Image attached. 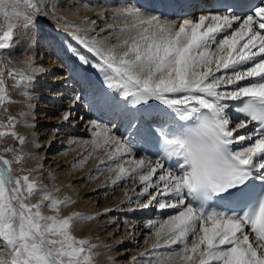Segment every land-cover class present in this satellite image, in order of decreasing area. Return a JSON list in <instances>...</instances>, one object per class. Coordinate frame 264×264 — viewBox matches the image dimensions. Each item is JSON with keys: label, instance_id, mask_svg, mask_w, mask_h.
<instances>
[{"label": "snow or ice", "instance_id": "obj_1", "mask_svg": "<svg viewBox=\"0 0 264 264\" xmlns=\"http://www.w3.org/2000/svg\"><path fill=\"white\" fill-rule=\"evenodd\" d=\"M57 8L55 0H0V264H96L109 247L75 233L112 209L65 215L75 201L38 181L42 165L27 167L36 157L26 147L41 145L18 128L36 127L30 101L38 76L51 71L36 63L48 20L57 27L46 47L63 45V32L83 50L66 48L102 77L89 107L111 117L88 122L92 138L71 167L95 156V174L109 173L113 190L141 186L135 199L126 193L128 205L172 210L148 222L154 242L131 264H264V0H121L97 19L78 9L79 24ZM84 99L55 101L67 105L59 124L83 119ZM151 101L166 110L149 111ZM12 106L21 110L13 115ZM124 227L135 230L127 219Z\"/></svg>", "mask_w": 264, "mask_h": 264}, {"label": "bare ground", "instance_id": "obj_2", "mask_svg": "<svg viewBox=\"0 0 264 264\" xmlns=\"http://www.w3.org/2000/svg\"><path fill=\"white\" fill-rule=\"evenodd\" d=\"M56 2V0H55ZM58 2V1H57ZM153 0H140V3L142 4H149L152 3ZM87 4V2L82 0H68L63 5L58 6L57 8V15L60 17H63L67 22L69 23H76L79 24L80 19L74 15V13L80 9L81 16L89 15V11H84L82 9V5ZM96 5V4H95ZM99 5V4H97ZM103 5V4H102ZM101 5V6H102ZM107 5V3H106ZM109 5V4H108ZM112 5V4H111ZM114 6H116L114 4ZM119 6V5H117ZM101 8H105L104 6ZM101 8H98L97 10H100ZM94 19V17H90ZM102 26V25H101ZM57 27V21L56 20H48L45 21L42 24V31H41V43L40 47L38 48V53H42L45 56V59H37L36 63L37 65H42L45 68H50L51 71L47 75L38 76L37 82L35 83L34 90L32 91V99L30 103L33 105L34 108V123L36 127L33 128H24L20 127V133L22 135H29L30 140L33 138V133H35V138L39 136V139H36L39 144L41 145L39 148H41L40 151H38L37 147H33L31 144L28 145V149L33 152L35 155L34 161L38 163V165H42V169H44L45 172H48L45 178H48L49 180V189H55V187H62L63 189L66 186L67 179H70V181L76 182L77 179L81 177L78 173L74 172V169L68 168V172L73 174L69 175L68 172L63 171H57L59 167H61V163L66 159L64 157V154L66 155L68 152L75 155L79 152H84L85 148L88 147L84 145L83 143H80L81 141H87L90 140L91 133L89 131V124L88 122L90 120L97 119L98 117L102 119L103 123H106L111 118L107 113L103 112V115H100V111L92 110L89 107V102L91 99V92L94 89H100L103 87V81L102 77H100L99 73L95 72L90 67H85L79 64V62L74 58L71 57L70 54L66 51L67 47H76L78 48V45L75 44V42L71 41L70 37L67 36L66 33H61V39L63 41V45L57 44L55 48L52 49H45L43 46V42L45 41V37L52 35L53 31L52 29H55ZM99 30V29H97ZM50 42V41H48ZM83 51L82 49H79ZM85 55L89 56V59L91 60L92 57L90 54L84 53ZM51 56L52 59L49 60L47 57ZM61 63L64 65V67H61ZM75 69V73L71 70ZM62 74V78L59 79H53V74ZM85 77H87V81L85 80ZM10 83V82H9ZM51 89H59L60 92L63 94V96L54 95ZM79 89V90H77ZM107 90V89H105ZM11 95L13 99L15 100H21L23 99L21 96L17 94L16 91L11 90ZM73 93H80L82 96L85 97V99L80 103L78 108L76 109V116L82 117L83 119H76L74 123L67 124V125H61L57 121L55 123L56 127L60 128L61 126H64V130L61 132H53V129L50 128L47 133H45L46 128L42 130L41 125L47 123V118H44L43 110L46 108V105H48L49 102L53 103L55 106H57L59 109L66 107L65 103H55V101L63 100L64 97L71 96ZM151 108L148 109L152 112H158L161 109H165V106L159 105V102L151 101L150 102ZM145 108H148V106H143ZM21 110L18 106H12L10 108V112L15 115L17 112ZM166 110V109H165ZM32 117H29V120H31ZM41 127V128H38ZM113 127L117 129V131L120 134H125V128L123 125L120 124V121L117 120L113 123ZM38 128V129H36ZM40 133H42V136H40ZM60 133V135L57 137L56 135ZM61 139L59 142L58 140ZM78 141V143L74 144V149H69V146L71 145L72 141ZM59 148H62L61 151L57 152ZM97 155H103V153H98ZM143 156V155H141ZM64 157V158H63ZM68 158V157H67ZM45 160L44 162H42ZM61 162V163H60ZM65 162V161H64ZM36 163V164H37ZM98 164V160L95 158L90 159V162L88 163V167L90 165ZM37 166V165H36ZM93 166V165H92ZM35 167V166H33ZM58 168V169H57ZM62 170V169H61ZM43 171V170H42ZM114 175V174H113ZM57 180V181H56ZM55 181V182H54ZM110 186L111 181L110 179L107 182ZM76 187V186H75ZM98 187V186H97ZM94 189V188H93ZM58 195V194H57ZM89 199V198H88ZM87 199V201H88ZM123 201H126L124 199ZM94 202V201H93ZM92 203V201H91ZM86 204V201H85ZM156 209L155 207H151L148 209V214L153 215L155 218L156 216H159L158 213L160 212L156 210V214L151 213L150 209ZM81 210V209H80ZM83 210V209H82ZM172 211V210H171ZM91 212V211H90ZM90 214H95L90 213ZM148 214L146 216H148ZM150 219H146L145 221L140 220V222H143L140 228L142 226L147 227L148 222ZM98 224V223H97ZM96 221H91L88 223H85L83 227H81L76 233L77 234H86L90 238L95 235V228H96ZM139 228V227H138ZM136 228L134 231H136V234H138L140 231H143L145 229L138 230ZM97 230V229H96ZM85 236V235H84ZM111 237V236H110ZM94 239V238H93ZM108 240V239H107ZM113 240V239H111ZM107 241L105 244H111L110 241ZM114 241V240H113ZM114 244V243H113ZM111 248V247H110ZM109 247L103 251L101 254V259L103 264H105L106 259L109 257H112L117 254V251H110ZM143 249V248H142ZM121 253V251H120ZM127 263V261H126ZM111 264V262H110ZM115 264L116 261H115Z\"/></svg>", "mask_w": 264, "mask_h": 264}, {"label": "rangeland", "instance_id": "obj_3", "mask_svg": "<svg viewBox=\"0 0 264 264\" xmlns=\"http://www.w3.org/2000/svg\"><path fill=\"white\" fill-rule=\"evenodd\" d=\"M66 1L68 0H56V3L58 4V6H61ZM82 1L87 2V4L91 6V8L95 9V11L88 12L90 17H94V19H97V16H96V11H98L97 6L98 8H101L103 6L113 7L114 4L117 6L121 2V0H82ZM99 23L100 22L98 21V24ZM49 43L50 42H48V40L45 39V41L43 42V46L45 47V49H47L46 45H48ZM68 54H70V56L73 57V55L70 52H68ZM58 109L59 108L51 102H49L48 105H46V108L40 109V110H43L44 118H47V121H46L47 123L41 125L42 130L46 128L45 133H47V131L50 128L53 129V126L56 127L55 123L58 121L56 117L59 115ZM41 127H38V128H41ZM64 128H65L64 126L60 125L59 129L63 131ZM60 130L59 132H61ZM18 131L20 132V128H18ZM56 133L57 132H55V134ZM59 135L60 133H58L56 136L58 137ZM40 136H42V133H40ZM26 137L30 140L29 135H26ZM35 139H39V136L36 137ZM58 141L60 142L61 139H59ZM70 147L71 149H74V144L71 143V145L69 146V149ZM61 149L62 148H59L57 152L61 151ZM25 150L33 154V152L28 149V146L26 147ZM37 150L40 151L41 148H38ZM82 153L83 151L82 152L78 151V153L75 155L69 152L66 155L64 154V157H66V159L64 160L65 162L64 161L63 163L60 162L63 165H61L59 169L57 168L58 169L57 171L64 170V172L65 171L68 172V168L69 169L72 168L74 169V172L78 173L79 176L81 175V177L77 179L76 182H73V181H70V179H67L65 188L63 189L62 187H59L60 192L56 193L58 194V196H61V197L69 196L71 197L73 201H75V203L71 204L68 208L63 210L64 214L67 215L71 212H81L84 214H90L94 212L103 213L105 209H112V211L108 212L106 215L100 216L99 219L96 221V224L97 223L98 224L96 225L94 233L97 236V238H95L94 236L90 238L86 234H77V233L75 234L78 237L89 238L98 245H109V248L111 247L109 249L110 251H117V254L112 256L117 264H131L132 257L134 256L139 257L140 253L146 252L148 249H150L152 243L154 242V239L151 237L150 229L148 227L145 228V226H142V228H140L141 225L143 224V222H140V220L145 221L148 218L150 220H159L161 219L162 215L169 214L171 210H166L165 213L167 214L160 212V214L158 213L159 216H156L154 218L153 215L148 214V209L146 210L139 209L135 203L128 205L126 201H123L124 199H126V193L128 196H132L133 199H135L136 192H138L141 187L138 184V182L133 183L129 181L126 185L122 187H117L115 190H113V188L110 187L109 184L107 183L109 180V173L104 172L103 174L96 175L94 170L96 169L97 164L94 165L93 163L92 164L93 166L90 165L88 167V163L90 162L91 158L82 168L71 167L73 162L76 161ZM44 161L45 160H43L42 162ZM36 163L37 162H35L34 160H29L27 162V167L29 168H33V166L36 167V165H38V163L37 164ZM47 174L48 172H45L44 169L41 168V172L39 176L37 177V179L38 181H42L49 188V184H48L49 180L48 178H45ZM90 174L93 175V178L87 179V177ZM69 175H73V174L69 173ZM121 183L123 184V182ZM134 188L136 189V192H133ZM49 190L54 191L55 189H49ZM85 201H86V204H85ZM130 209H135V210L133 211ZM156 210L157 209L152 208L150 209V212L156 214L157 212ZM46 214H51V213H46ZM147 214L148 216H146ZM125 219L131 222L132 228L136 229L139 227L138 230L140 229L141 230L145 229V230L140 231L138 234H136V231H134L131 235H129V227H124ZM83 226L85 225H82V227ZM118 229L119 231H117ZM111 239H113L114 241ZM109 240H111L110 243H112V246L111 244H105ZM105 249L107 248L101 247L98 249L100 255L96 258V264H103L102 261H100V259H101V254L103 253ZM105 264H110L109 258L106 259Z\"/></svg>", "mask_w": 264, "mask_h": 264}]
</instances>
